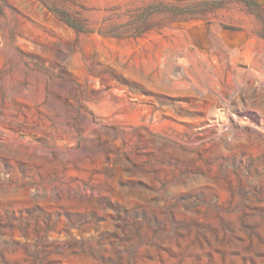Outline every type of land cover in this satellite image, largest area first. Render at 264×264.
I'll list each match as a JSON object with an SVG mask.
<instances>
[{
  "label": "rangeland",
  "instance_id": "rangeland-1",
  "mask_svg": "<svg viewBox=\"0 0 264 264\" xmlns=\"http://www.w3.org/2000/svg\"><path fill=\"white\" fill-rule=\"evenodd\" d=\"M0 264H264V0H0Z\"/></svg>",
  "mask_w": 264,
  "mask_h": 264
},
{
  "label": "trees",
  "instance_id": "trees-1",
  "mask_svg": "<svg viewBox=\"0 0 264 264\" xmlns=\"http://www.w3.org/2000/svg\"><path fill=\"white\" fill-rule=\"evenodd\" d=\"M65 22H67L68 24H70L71 26H73L74 28H76L79 32L82 31V29H80L81 27L78 25V23H76L75 21H73L72 19H70L69 17L64 18ZM146 24H148V21L146 20L145 23H143V27H137L136 31L138 33H135V37H139L142 36L143 34H145L146 32L150 31L152 29V27L147 26ZM147 26V27H145Z\"/></svg>",
  "mask_w": 264,
  "mask_h": 264
}]
</instances>
